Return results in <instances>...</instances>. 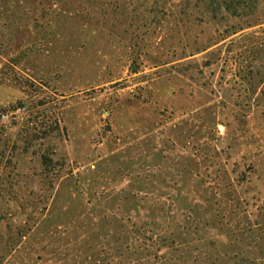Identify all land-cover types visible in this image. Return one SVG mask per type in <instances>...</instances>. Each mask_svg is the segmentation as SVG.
<instances>
[{"label": "rangeland", "instance_id": "rangeland-1", "mask_svg": "<svg viewBox=\"0 0 264 264\" xmlns=\"http://www.w3.org/2000/svg\"><path fill=\"white\" fill-rule=\"evenodd\" d=\"M0 264H264V0H0Z\"/></svg>", "mask_w": 264, "mask_h": 264}, {"label": "trees", "instance_id": "trees-1", "mask_svg": "<svg viewBox=\"0 0 264 264\" xmlns=\"http://www.w3.org/2000/svg\"><path fill=\"white\" fill-rule=\"evenodd\" d=\"M130 247H131L130 245H127V249H128L127 251H129V248H130ZM132 247H133V246H132ZM141 247H143V245L138 246V248H141ZM127 251H126V252H127ZM122 255H123V253L121 254V256H122ZM122 262H123V261H122ZM124 263H128V262L125 261Z\"/></svg>", "mask_w": 264, "mask_h": 264}]
</instances>
